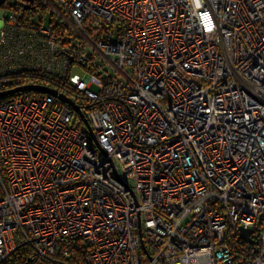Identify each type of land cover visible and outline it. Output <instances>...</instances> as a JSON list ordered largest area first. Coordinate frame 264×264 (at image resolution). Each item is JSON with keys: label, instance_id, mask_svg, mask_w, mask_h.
I'll return each mask as SVG.
<instances>
[{"label": "built area", "instance_id": "obj_1", "mask_svg": "<svg viewBox=\"0 0 264 264\" xmlns=\"http://www.w3.org/2000/svg\"><path fill=\"white\" fill-rule=\"evenodd\" d=\"M0 9V264H264V0Z\"/></svg>", "mask_w": 264, "mask_h": 264}, {"label": "water", "instance_id": "obj_2", "mask_svg": "<svg viewBox=\"0 0 264 264\" xmlns=\"http://www.w3.org/2000/svg\"><path fill=\"white\" fill-rule=\"evenodd\" d=\"M3 1L4 0H0V5L3 3ZM23 91H35V92H40V93H43V94L45 93V94H49V95H52V96H57L62 102L68 104L69 106H71L75 110L78 109V107L71 100H69L68 98L64 97L61 94H58L55 90L47 88V87L39 86V85H25V86H22V87H19V88H15V89H12V90L0 92V99L6 97L8 95H11V94H14V93H17V92H23ZM83 121H84V123L86 124V126L89 129L90 135H91L93 141L97 143L96 138L94 137V134L91 131L87 121L85 119ZM97 145H98V143H97ZM239 232H240V237L243 238L246 242H249V243L252 242V240L249 237L251 232H252L251 230L244 229V228H239ZM142 246L144 248V244H142Z\"/></svg>", "mask_w": 264, "mask_h": 264}, {"label": "rangeland", "instance_id": "obj_3", "mask_svg": "<svg viewBox=\"0 0 264 264\" xmlns=\"http://www.w3.org/2000/svg\"><path fill=\"white\" fill-rule=\"evenodd\" d=\"M11 1L14 2L15 0H11ZM5 11H6V10H1V9H0V15H2L3 13H5V14L7 15V12H5ZM118 170H119L120 172H122L121 169H120V166H118ZM128 182H129L130 184H132V181H131L130 179H128Z\"/></svg>", "mask_w": 264, "mask_h": 264}, {"label": "trees", "instance_id": "obj_4", "mask_svg": "<svg viewBox=\"0 0 264 264\" xmlns=\"http://www.w3.org/2000/svg\"><path fill=\"white\" fill-rule=\"evenodd\" d=\"M15 259H16V258H13V259H12V263H14V262H15Z\"/></svg>", "mask_w": 264, "mask_h": 264}]
</instances>
